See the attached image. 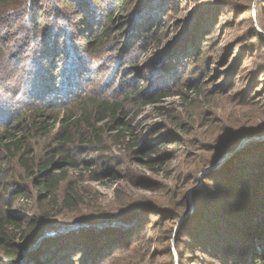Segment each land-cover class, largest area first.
I'll return each mask as SVG.
<instances>
[{
  "label": "rangeland",
  "instance_id": "obj_1",
  "mask_svg": "<svg viewBox=\"0 0 264 264\" xmlns=\"http://www.w3.org/2000/svg\"><path fill=\"white\" fill-rule=\"evenodd\" d=\"M83 1L61 0L54 4L57 7L53 12L49 14L46 11L49 19L51 16H59L55 23L63 28L64 36H56L61 50L60 57L53 66L56 70H46V75L53 73L62 78V84H59L61 90L57 91L55 97L52 96L54 92L44 90L49 97L43 102L54 98L64 101L61 108L63 113L72 111L77 100L89 95L114 99L124 97L133 126L142 135L143 142L150 144L160 139V135L172 131L174 121L170 117L188 119L186 112H192L195 122L190 124V134L182 136L179 143L168 144L167 141L168 145L160 149L157 155L161 160L170 159L161 173L148 169L141 157H134L126 148L108 137V134L102 145H82L76 142L70 146L67 150L68 159L79 162L80 166L78 169L72 166L68 168V177L59 184L53 200L58 202L62 199L66 181L70 180L75 184L83 205L96 206L101 214L116 213L121 206H126L127 212L117 214L133 217L118 227L119 234L124 233L122 236L117 237L119 234L116 233L110 238L106 234L102 236V227H90L95 222L84 221L93 217V214H99L92 210L80 211L79 208L76 213L66 215L64 211L54 216L56 220H64L66 225H70L69 228L67 226L62 229L74 230L69 233H79L69 239L68 244L71 245L62 253V258L51 264H94L93 247L102 246L106 239L109 244L120 243L121 239L127 237L125 234L134 231L140 234L144 232L151 239L149 254L152 263L147 264H223L235 259L233 264H240L242 258L252 260L253 248H256L258 255L262 254L264 240L261 239L260 232L251 230L245 236L244 231L255 223L264 227V130L252 135L260 137L255 140L257 142L254 145L246 144L249 137L241 138L238 143L242 146L239 148L241 151H236V154L233 152L222 159L221 154L213 164L208 162L200 166L198 161L202 157L208 159L210 146L230 133V128H240L245 124L248 120L245 117L252 118L247 125L264 128V0H252L249 10L243 15L231 9H221L214 4H205L207 0H157L147 9L154 13L150 25L154 22V26L162 24L164 28L153 36L146 27L136 29L130 20L132 15L127 18L121 12L122 8L129 6V2ZM44 4L49 7L47 1ZM156 15H162L161 19ZM206 15L211 24L210 29L206 27L207 32L202 35L201 40L188 46L191 48L183 53L193 24ZM102 32L105 33L102 40H94ZM253 32L257 34L255 37ZM150 37H153L152 42ZM156 40H160V46L155 44ZM69 60L71 66L68 67ZM40 62L43 66L37 65L33 69H37V72L42 69L39 72L44 73L47 62ZM77 65L78 71L73 74L70 68ZM234 70L239 74L235 75ZM28 71L21 70L23 73ZM30 73L32 77L34 72L30 70ZM184 83L206 90L207 95L213 97L210 103L203 105L204 102L196 99L192 92L186 95L185 87L182 88ZM249 84L256 89L248 97L253 102L241 106L239 104L245 103V100L235 92ZM21 85L25 86V83ZM23 88L21 91L18 89L14 97L10 96L11 106H18L16 102L23 96ZM136 90L139 92L135 95ZM164 93L162 98L151 105L140 104L145 96ZM53 105L56 110L59 109L57 103L46 106ZM31 142L33 152L45 160L50 159L48 155L56 148V145L44 139L37 138ZM10 158L7 154L0 153V208L25 220L27 225L40 217L41 202L37 198L33 179L23 172L15 159ZM85 161L88 164L82 163ZM228 161L230 168H224L223 165ZM85 166L88 169H84ZM233 166H237V169L233 170ZM220 168L222 169L219 171ZM81 169L83 171L80 173ZM93 170L101 173V180L90 179ZM234 171L237 173H232ZM244 173L246 178L240 181ZM112 174L115 177H111ZM143 178L153 182L154 191L138 188L133 184L134 180L139 184ZM234 189L243 191L241 203L235 201ZM21 191L22 194H17ZM252 194L253 197L249 198ZM248 198L251 199L249 205L246 204ZM50 205V212L61 210ZM213 205L218 209L214 211ZM221 208L224 209L221 213H226L221 214L225 216L226 222L219 224H228L226 227L232 232L225 242L229 246L233 241L232 249L236 245L238 255L242 256L233 259L232 255L224 253L217 261L197 251L195 245L196 240L200 244L199 232L204 224L212 226L213 222L218 223L216 212ZM169 215H175L172 224L166 219ZM41 225L42 223L39 224ZM63 225L55 224L53 228ZM170 225L171 232H168L167 227ZM75 226L78 228L75 229ZM250 228L252 227L247 229ZM213 229H216V225ZM196 232L195 239L191 240ZM69 233H61L53 238ZM143 241L144 239L137 241L136 246ZM59 243V239H53L48 246L56 248ZM119 254L115 260L106 259L104 264H123L125 252L120 251ZM95 257L97 258V254ZM0 264H7V259L3 257ZM252 264H255L254 260Z\"/></svg>",
  "mask_w": 264,
  "mask_h": 264
},
{
  "label": "trees",
  "instance_id": "obj_2",
  "mask_svg": "<svg viewBox=\"0 0 264 264\" xmlns=\"http://www.w3.org/2000/svg\"><path fill=\"white\" fill-rule=\"evenodd\" d=\"M44 1H47L49 7L44 4ZM59 1L61 0H0V153L7 154L15 159L23 172L33 179L34 187L37 190V198L41 202L40 217L37 218V220H31L27 225H25V220L19 219L10 211L0 208V262L3 260V257H5L7 259V264H51L58 258H62V253H65V249L71 245L68 244L70 241L69 239L79 233H69V231L74 230L62 229L67 226L69 228L70 225H66L64 220H56L54 218V216L64 211H66L67 215L68 213H76L80 208V211H82L81 209H89L92 210V212L99 213L93 214V217H88L84 221L95 222L90 227H102V236L104 237L106 234L110 238L112 236L114 237L116 233L119 234L120 232L117 231L118 227H121L123 223L129 221L133 217V215L126 216L122 214L123 212H127L126 206H121V208L118 209V212L122 211V213L118 215V212H105L101 214V211L96 208V206H89V204L83 205L81 197L77 194L75 184L70 180L66 181L62 199L58 202L53 200V194L59 184L68 177V168L72 166V168L78 169L80 166L79 162L68 159L67 150L70 146L76 142L82 145H102L105 136L108 134V137L113 138L115 142H118L123 148H126L134 157H141L143 159L142 161H144V165L148 169L161 173V169H163L170 159L161 160V157L157 155L158 152L163 146L177 144L182 139V136L189 135V130L192 125L191 122H195V117L191 114L192 112H186L188 119L182 117L178 120L174 119V117H170L171 120L174 121V128L172 127V131H167L165 135H160V139L150 144L143 142L142 135L139 134L136 127L133 126L131 116L126 110V100L124 97L122 99H114L104 96L89 95L77 100L72 111H63V113L61 112V108L64 106V101L54 98L52 101L49 99L48 102L44 103L43 101L49 97V94H45V92L52 91V93L54 92L52 96L55 97L58 94L57 91L60 92V85L62 84V78H58L55 74L53 75L52 73L50 76L46 75V73H48L46 70H56L53 66H55L56 60L61 54V50L58 47L59 41L56 39V36H64V30L55 23L58 21L59 16H51L50 19L48 17L57 7H55L54 4H57ZM87 1L84 0L83 2L86 3ZM121 1L130 3L127 8H122L121 12L127 18L132 15L130 20L136 29L138 28L141 30L146 27L147 31L149 30L150 34L153 36L158 30L164 28L161 26L162 24L160 26H157V24L154 26V22L153 25H150L151 16H153L154 13H152V11L148 12L147 9L149 5L157 0ZM251 1L252 0H207L205 4H214L221 9H231V11H236L243 15V13L249 10ZM133 3L135 5H133ZM46 11H48L49 14H47ZM156 16L158 19L162 17V15ZM154 21L157 22V20ZM210 25L207 15L202 16L193 24L191 33H189L190 38H187L183 53H186L188 49L191 48H188V46L198 43V39L201 40L202 35L207 32L206 27L210 29ZM253 33L252 35L255 37L257 34H255V32ZM104 34V32L98 33L94 40H102L101 38ZM151 39H153V37H150V40ZM152 41L153 40H151V42ZM11 42L12 45L10 46L9 44ZM154 42L157 46H160V40ZM199 49L201 48L199 47ZM73 55L74 54H72V59ZM40 60L47 62L45 66L46 72L44 73L39 72V70L42 69H38V72L37 69H33L35 68L34 66L37 65L43 66ZM27 61H29V65ZM67 62V66H71V61L69 60ZM78 66L79 65L72 69L70 68L73 74L77 73L78 70L76 67ZM21 70L29 71L23 73ZM30 70H32V73L34 72L32 77ZM33 70H36V72ZM234 71L235 75L239 74L236 70ZM21 83H25V86L21 85ZM245 86L246 87L235 92L236 94L242 95L245 100V103L239 104L241 106L251 104L253 101H251V99L249 100L248 97H251L252 93L256 91L255 88H252L251 84ZM22 87H24V93L23 96L20 97L21 102H16L18 106H11L9 104L10 96L14 97L17 90L20 89L21 91ZM183 87H185V91L187 92L186 95H188V92L194 93L196 99H201L204 102L203 105L209 104L210 100L213 98H210L206 90L202 89V87H192L186 83L182 85V88ZM44 90L46 91L44 92ZM138 92L139 91L136 90L135 95L138 94ZM67 94L64 95L67 96ZM164 95L165 93L145 96L142 98L140 104L143 106L148 104L151 105ZM185 100H188V98L185 97ZM50 103L59 104L57 106L59 109L56 110L54 105L53 107L46 106ZM245 119L248 120L245 122ZM245 119H243L242 123L245 122L243 125L246 126L242 125L240 128H230V133L223 135L222 139L216 140V144L210 146L208 159L202 157L198 161V165H206L208 162L213 164L218 157L224 153L227 154V157L233 152H240L241 150L239 148L242 146H239L238 143L241 138L257 135L264 130V128H262L263 126L247 125L246 123L250 121L249 119H252L251 117H245ZM37 138L50 141L56 145L53 153L48 155L50 159H42L33 152L31 141ZM167 141L169 142L168 144ZM255 142L257 141L250 140L247 141L246 144L254 145ZM82 163L88 164V161ZM226 163L223 167L230 168V161ZM222 168H220L219 171ZM84 169H88V166H85ZM236 169L237 166H233V170ZM246 170H248V168ZM81 171L83 170H79L80 173ZM232 173L237 172L234 171ZM90 174L91 180L98 181L102 179L101 173L96 170H93V172L91 171ZM113 176L114 174L111 175V177ZM245 176V173L242 174L240 181L246 178ZM258 177L260 176H257V178ZM137 183V181H133V184L138 188L151 191L155 190L153 182L145 178L141 179L139 184ZM233 191V195L236 194L235 201L241 203L243 200V191L241 189H234ZM22 193L21 191L17 194ZM225 193L229 194L228 191ZM252 197L253 194L250 195L249 198ZM249 198L246 202L248 205L251 200ZM50 204L59 207L61 210L58 209L56 213L50 212V210H48L51 206ZM80 204H82V206H80ZM151 206L153 205L151 204ZM213 208L214 211L218 209L214 205ZM221 211H224V209L221 208L216 212V217L219 220L218 223L213 222L214 226L216 225V229H213V223L211 224L212 226L208 223L204 224V226L200 228L201 232H199V239H201L200 244L196 240L197 244L195 245L197 246V251H201L208 257L217 259V261L220 255L224 253L232 255L233 259H235L236 256H242L240 254L238 255V250L235 248L236 245L234 246L235 249H232L231 243H233V241L231 242L229 240V242H231L229 246L225 242L227 239L226 237L232 232H230V228L226 227L228 224L222 226V224L226 222V218L223 215L221 216V214L226 213H221ZM166 219L172 224L175 215H169ZM40 223H42L41 226H39ZM55 224L64 225L62 227L53 228ZM244 225L247 227V224ZM249 227L252 228L247 229ZM76 228L78 227L75 226V229ZM171 228V225L167 227V231L171 232ZM247 228L244 231L245 236H248L251 230L255 232L259 231L261 239L264 240V227L255 223ZM65 232L69 234L53 238L55 235H60ZM122 234L124 233L121 232L117 237L122 236ZM125 235L127 237L124 238V240L121 239L122 241L120 243L109 244L106 239L105 244L102 246L93 247L92 260L95 261L94 264H104L106 259L115 260L116 257L120 256V254L118 255L120 251H123V253L125 252V255L123 254V264L152 263L149 254L151 239L147 238L144 232L140 234L134 231ZM196 235L197 232L195 236L191 237V240L195 239ZM102 236L99 235V237ZM53 239L60 240L56 248L48 246L49 241ZM143 239V243L136 246L138 243L137 241ZM224 242L225 244L220 246ZM73 243L75 244L76 242ZM90 243L92 245V240H90ZM236 244L239 245L238 242H236ZM253 249L254 251L251 254L252 260H250V258L249 261H247L242 260V258L240 264H252L253 260L255 264H264V250L262 254L258 255L256 248ZM241 250H243L244 254V248ZM101 253L104 255L102 254L103 256L101 255L99 257ZM96 254L97 258L95 257ZM228 259H230V257H228ZM235 260L231 262L227 260L226 263L224 262L223 264H233Z\"/></svg>",
  "mask_w": 264,
  "mask_h": 264
},
{
  "label": "water",
  "instance_id": "obj_3",
  "mask_svg": "<svg viewBox=\"0 0 264 264\" xmlns=\"http://www.w3.org/2000/svg\"><path fill=\"white\" fill-rule=\"evenodd\" d=\"M258 138H260L259 136H251V137H249V139L250 140H256V139H258ZM250 140H248V141H250ZM227 154H222V156H221V159L223 158V157H225Z\"/></svg>",
  "mask_w": 264,
  "mask_h": 264
}]
</instances>
